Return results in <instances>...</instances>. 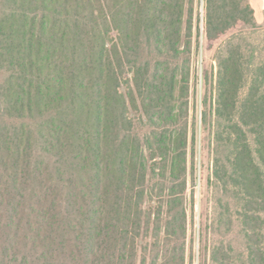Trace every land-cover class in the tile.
Returning a JSON list of instances; mask_svg holds the SVG:
<instances>
[{"label":"trees","instance_id":"obj_1","mask_svg":"<svg viewBox=\"0 0 264 264\" xmlns=\"http://www.w3.org/2000/svg\"><path fill=\"white\" fill-rule=\"evenodd\" d=\"M203 1L207 40L250 29L216 53L210 263L264 264V30L250 0ZM183 14L184 0H0V264H137L152 222V264H185ZM128 67L155 128L143 141Z\"/></svg>","mask_w":264,"mask_h":264},{"label":"rangeland","instance_id":"obj_2","mask_svg":"<svg viewBox=\"0 0 264 264\" xmlns=\"http://www.w3.org/2000/svg\"><path fill=\"white\" fill-rule=\"evenodd\" d=\"M255 12L256 23L264 30V0H250ZM204 1L184 0L182 50L184 54L179 59V64L186 61L188 72V91L185 95L187 101V117L182 124L187 130V190L185 203L188 215L187 236L185 239V264H211L210 246L212 235L209 234V225L214 216V179L212 177L214 163V96L216 85V53L221 47L222 41L237 31H249L247 27L239 24L226 35L215 40H207L204 34ZM264 32V31H263ZM111 44L116 40V34L112 33ZM140 63L147 57V51L140 50ZM7 73L0 71V83H4ZM133 72L126 68L121 79L120 91L126 96L127 116L133 124V134L142 141L155 129L149 122L148 115L142 107L132 85ZM204 103V107H203ZM206 110V120L203 111ZM204 120V121H203ZM4 119L0 117V123ZM26 128L36 131V120L24 121ZM32 153H44L40 144H33ZM30 152V153H31ZM48 182L52 181V174L46 175ZM159 189V180H154ZM158 191V190H156ZM151 214L154 220L159 212V200L155 198L151 202ZM139 241L137 264H152L159 258V228L153 222L150 229L143 231ZM235 249H242L241 243L234 242Z\"/></svg>","mask_w":264,"mask_h":264}]
</instances>
